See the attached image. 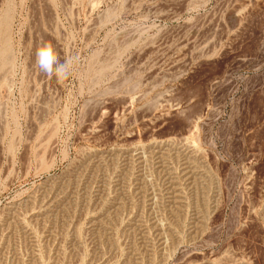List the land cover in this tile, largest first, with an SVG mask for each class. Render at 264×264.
Wrapping results in <instances>:
<instances>
[{
	"label": "rangeland",
	"instance_id": "1",
	"mask_svg": "<svg viewBox=\"0 0 264 264\" xmlns=\"http://www.w3.org/2000/svg\"><path fill=\"white\" fill-rule=\"evenodd\" d=\"M7 11L0 264H264V0ZM44 42L72 60L62 82Z\"/></svg>",
	"mask_w": 264,
	"mask_h": 264
},
{
	"label": "bare ground",
	"instance_id": "2",
	"mask_svg": "<svg viewBox=\"0 0 264 264\" xmlns=\"http://www.w3.org/2000/svg\"><path fill=\"white\" fill-rule=\"evenodd\" d=\"M10 11H7V12H5L3 15H1V17H0V44H1V46H0V71H4L10 64H11V66H12V59L10 58V54H11V50H10V45H9V43H8V40L6 39V37L8 36V34H6L7 33V30L9 29V25L11 24L10 23V13H9ZM10 23V24H9ZM8 28V29H7ZM10 32V31H9ZM10 36H8V38H9ZM10 40V39H9ZM12 57V56H11ZM9 70V68L7 69V71ZM100 71V70H99ZM106 71V70H105ZM101 72H103L104 73V70L103 71H101ZM101 72H99L100 74H101ZM99 76H101V75H99ZM52 135V134H51ZM170 140V139H169ZM165 141V140H164ZM163 141V143L165 144V142ZM172 141V139L170 140V142L169 143H172L171 142ZM174 141V140H173ZM161 142V141H160ZM176 142V141H175ZM156 142H154V144H155ZM162 143V144H163ZM168 143V144H169ZM47 144V143H46ZM157 144V143H156ZM159 144V143H158ZM161 144V143H160ZM160 144L159 145H156V147L157 146H160ZM163 144V145H164ZM167 144V143H166ZM165 144V145H166ZM182 144V143H181ZM153 145V144H152ZM163 145H161V146H163ZM164 145V146H165ZM170 145V144H169ZM173 145V144H172ZM160 146V147H161ZM177 146V145H176ZM154 147H155V145H154ZM166 149H167V147H166ZM170 149H171V147H170ZM158 150V149H157ZM164 150V149H163ZM173 151V150H172ZM186 151V150H185ZM176 152V151H175ZM40 153V152H39ZM140 153V152H139ZM153 153V152H152ZM155 153H156V150H155ZM163 153H165L164 151H163ZM179 153V152H178ZM154 154V153H153ZM188 154V153H187ZM191 154V153H190ZM136 155H138V153L136 154ZM131 156H132V154H131ZM140 156V155H139ZM141 156H142V154H141ZM189 156V155H188ZM139 158V157H138ZM186 160V159H185ZM187 160H188V158H187ZM193 160V159H192ZM191 160V161H192ZM137 161V160H136ZM189 161V160H188ZM39 162V161H38ZM188 163H190V162H188ZM195 163V162H194ZM186 165V164H185ZM184 165V166H185ZM197 165V164H196ZM191 166V165H190ZM186 169V168H185ZM183 170V169H182ZM197 170V169H196ZM185 172H186V170H184ZM183 172V171H182ZM184 173V172H183ZM192 174V173H191ZM190 174V175H191ZM184 176V175H183ZM199 176V175H198ZM200 177V176H199ZM203 177V176H202ZM183 179V178H182ZM50 188V187H49ZM65 190V189H64ZM74 190V189H73ZM176 191V190H175ZM178 191L179 190H177V194H178ZM44 192V191H43ZM46 192V191H45ZM47 192H48V190H47ZM50 192H55V191H50ZM58 192V191H57ZM60 192V191H59ZM45 194V193H44ZM47 194H50V193H47ZM173 194V193H172ZM46 195V194H45ZM54 195V194H53ZM43 195L41 194V197H42ZM57 196V195H56ZM33 198H34V196H32ZM39 197V196H38ZM40 197V198H41ZM44 197H46V196H44ZM49 197H50V195H49ZM55 197V196H54ZM47 198V197H46ZM73 198V197H72ZM34 199H36V197L34 198ZM52 199V198H51ZM56 199V198H55ZM154 199V198H153ZM175 199V198H174ZM28 200V199H27ZM30 200V199H29ZM39 200V199H38ZM43 200H45V198L43 199ZM49 200V199H48ZM183 200V199H182ZM26 201V200H25ZM58 201V200H57ZM46 202V201H45ZM50 202H51V200H50ZM49 202V203H50ZM71 202V201H70ZM36 203H37V201H36ZM39 203V202H38ZM43 203H44V201H43ZM48 203V204H49ZM59 203V202H58ZM174 203V202H173ZM32 204H33V202H32ZM32 204H30V206L32 205ZM42 204V203H41ZM56 204V203H55ZM63 205V204H62ZM36 206V205H35ZM40 206V205H39ZM44 206V205H43ZM43 206H42V209L44 210V208H43ZM51 206V205H50ZM153 206V205H152ZM172 206V205H171ZM19 207H20V205H19ZM23 207V206H22ZM180 207V206H179ZM37 208V207H36ZM51 208V207H50ZM19 209V208H18ZM24 209V208H23ZM28 209V208H27ZM49 209V208H48ZM47 209V210H48ZM58 209V208H57ZM17 210V209H16ZM35 210V209H34ZM41 210V209H40ZM55 210V209H54ZM181 210V209H180ZM19 211V210H18ZM17 211V212H18ZM177 211V210H176ZM20 212V211H19ZM30 212V211H29ZM39 213H41L40 211H39ZM39 213H38V215H39ZM45 213V212H44ZM44 213H42V214H44ZM49 213H51V212H49ZM53 213H55V212H53ZM56 213H57V211H56ZM179 213V212H178ZM14 214H15V212H14ZM18 214V213H17ZM32 214V213H31ZM34 214V213H33ZM19 215V214H18ZM47 215V214H46ZM55 215V214H54ZM10 216H11V214H10ZM13 216V215H12ZM21 215H19V217H20ZM24 216V215H23ZM43 216H45V214L43 215ZM57 216V215H56ZM66 216V215H65ZM6 217V216H5ZM15 217V216H14ZM22 217V216H21ZM42 217V216H41ZM40 217V218H41ZM52 218V217H51ZM54 218L55 217H53V220H54ZM57 218V217H56ZM110 218V217H109ZM4 219H6V218H4ZM13 219V218H12ZM12 219L10 220V221H12ZM16 219H17V217H16ZM22 219H24V218H22ZM36 219V218H35ZM38 219V218H37ZM42 219V218H41ZM46 219V218H45ZM15 220V219H14ZM25 220V219H24ZM24 220H22V222H24ZM34 220V219H33ZM57 220V219H56ZM109 220V219H108ZM19 221H20V219H19ZM16 222V221H15ZM4 223V222H3ZM2 223V224H3ZM8 223V222H7ZM7 223H6V225H7ZM17 223V222H16ZM25 223V222H24ZM23 223V224H24ZM54 223V222H53ZM99 224H101L100 222H98ZM103 224H104V221H103ZM12 225H16L15 223H12ZM19 225V224H18ZM17 225V226H18ZM20 225H22V224H20ZM106 225V224H105ZM2 226V225H1ZM0 226V227H1ZM29 226V225H28ZM104 226V225H103ZM152 226H155V225H152ZM7 227V226H6ZM11 227V226H10ZM12 227H14V226H12ZM11 227V228H12ZM16 227V226H15ZM24 227V226H23ZM25 227H27L26 226V224H25ZM20 228V227H19ZM29 228V227H28ZM100 228H102V227H100ZM105 228V227H104ZM108 227H106V229H107ZM14 228H12V230H13ZM26 229V228H25ZM31 229V228H30ZM110 229V228H109ZM7 231H8V229H6ZM9 230H10V228H9ZM11 230V231H12ZM16 230V229H15ZM104 230V229H103ZM169 231L171 230V229H168ZM17 231V230H16ZM31 231V230H30ZM29 231V232H30ZM162 231V230H161ZM3 232L5 233V231L3 230ZM27 232V231H26ZM0 233H1V231H0ZM9 233V232H8ZM13 233V232H12ZM45 233V232H44ZM172 233V232H171ZM16 234V233H15ZM103 234V233H102ZM6 235V234H5ZM9 235H11V234H9ZM32 235V234H31ZM50 235V234H49ZM107 235V234H106ZM110 235H111V233H110ZM165 235V234H164ZM173 235V234H172ZM171 235V236H172ZM1 237V236H0ZM6 237V236H5ZM12 237V236H11ZM50 237V236H49ZM110 237V236H109ZM162 237V236H161ZM2 238V237H1ZM8 238V237H7ZM9 238H10V236H9ZM36 239V238H35ZM9 240V239H8ZM32 240V239H31ZM101 240V239H100ZM7 241V240H6ZM11 241V240H10ZM159 241H161V240H159ZM163 241V240H162ZM4 242V241H3ZM36 242V241H35ZM167 242V241H166ZM166 242H165V244L164 245H166ZM1 243H2V241H1ZM8 244H9V242H7ZM32 243H34L33 241H32ZM2 244H4V243H2ZM1 244V245H2ZM34 244H36V243H34ZM11 245V244H10ZM160 245V244H159ZM8 248V247H7ZM0 250H1V248H0ZM3 251H4V248H3ZM33 251H35V250H33ZM38 256V255H37ZM31 257V256H30ZM33 261H34V259H32ZM35 260H36V258H35ZM226 260V259H225ZM230 260V259H229ZM38 262H39V260H38ZM37 262V263H38ZM41 262V261H40ZM30 263H36V262H30ZM59 263V262H58ZM104 263V262H103ZM231 263H233V262H231ZM137 264V263H136ZM202 264V263H201ZM227 264H228V262H227ZM233 264H235V263H233Z\"/></svg>",
	"mask_w": 264,
	"mask_h": 264
},
{
	"label": "clouds",
	"instance_id": "3",
	"mask_svg": "<svg viewBox=\"0 0 264 264\" xmlns=\"http://www.w3.org/2000/svg\"><path fill=\"white\" fill-rule=\"evenodd\" d=\"M36 64L47 78L55 77L57 81L62 82L69 76L72 60L61 62L53 46L44 42L36 51Z\"/></svg>",
	"mask_w": 264,
	"mask_h": 264
}]
</instances>
